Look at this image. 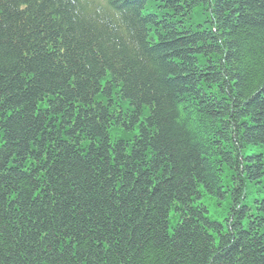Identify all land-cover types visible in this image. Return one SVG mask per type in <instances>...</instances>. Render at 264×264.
Listing matches in <instances>:
<instances>
[{"label":"trees","instance_id":"obj_1","mask_svg":"<svg viewBox=\"0 0 264 264\" xmlns=\"http://www.w3.org/2000/svg\"><path fill=\"white\" fill-rule=\"evenodd\" d=\"M0 264H264V0H0Z\"/></svg>","mask_w":264,"mask_h":264},{"label":"rangeland","instance_id":"obj_2","mask_svg":"<svg viewBox=\"0 0 264 264\" xmlns=\"http://www.w3.org/2000/svg\"><path fill=\"white\" fill-rule=\"evenodd\" d=\"M203 198H204L206 205L209 208L211 216L216 218L217 220H223V218L227 214L226 205L225 204L223 205L222 203L216 202L214 199L207 197L206 194H204ZM176 220L177 219L174 216L171 217V219H170V231L173 230V226L175 225Z\"/></svg>","mask_w":264,"mask_h":264}]
</instances>
